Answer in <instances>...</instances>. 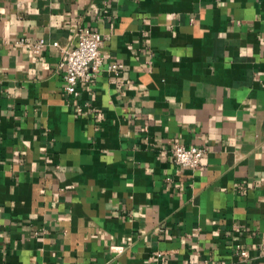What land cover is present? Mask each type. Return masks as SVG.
<instances>
[{"label":"crops","instance_id":"obj_1","mask_svg":"<svg viewBox=\"0 0 264 264\" xmlns=\"http://www.w3.org/2000/svg\"><path fill=\"white\" fill-rule=\"evenodd\" d=\"M80 29L125 67L83 84L82 113L59 68ZM179 144L202 169L169 159ZM263 248L264 0H0V264H264Z\"/></svg>","mask_w":264,"mask_h":264},{"label":"built area","instance_id":"obj_2","mask_svg":"<svg viewBox=\"0 0 264 264\" xmlns=\"http://www.w3.org/2000/svg\"><path fill=\"white\" fill-rule=\"evenodd\" d=\"M27 44L35 54H40L47 47L44 40L35 44L28 40H22L20 44ZM103 37L98 32H91L80 29L78 31V44L71 51H64L60 70L63 71L65 81L64 92L73 100V104L78 113L83 112V107L79 104L81 97V87L83 84H90L102 71L119 76L125 69L123 64L112 63L105 66V57L103 56L101 46ZM58 46V44H54ZM206 150L199 147L187 148L182 144L175 146L166 155L169 159L182 169L199 170L203 168V160L206 156ZM122 251L123 248H116ZM238 253L241 257L246 258L247 253L239 246ZM264 252V248H263ZM193 264H224L216 263L210 260L197 262Z\"/></svg>","mask_w":264,"mask_h":264}]
</instances>
